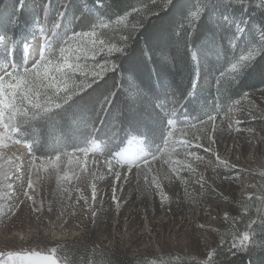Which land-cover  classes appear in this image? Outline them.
Returning <instances> with one entry per match:
<instances>
[{
	"label": "rangeland",
	"instance_id": "374dc122",
	"mask_svg": "<svg viewBox=\"0 0 264 264\" xmlns=\"http://www.w3.org/2000/svg\"><path fill=\"white\" fill-rule=\"evenodd\" d=\"M46 21L30 40L22 42L20 54L14 51L13 55L11 46L9 53L0 46V66L7 67L8 60L23 66L37 46L46 55L58 56L70 33L64 21H57L55 28L47 24L49 15ZM101 21L95 23L96 32L105 40ZM111 25L115 23L107 28ZM88 55L82 63L91 65ZM229 68L230 64L228 72ZM204 133L215 138L214 153L206 151ZM20 134L0 141V259H7L8 252L52 253L55 248L54 256L61 264H72L58 252L67 241L82 242L92 254L107 249L117 260L181 254L207 259L216 237L231 226L229 219L244 212V203L253 192L264 190V84L230 102L205 132L198 129L190 144L183 145H197V151L168 152L157 155L155 161L149 155L148 164L141 161L145 175L137 176L135 168L117 167L122 173L117 180L105 163L111 156L104 155L98 140L76 150L55 146L49 153L44 148L41 152L53 156L38 157L27 142H18ZM129 148L148 154L154 151L143 137L129 135L113 154ZM219 161L232 167H219ZM153 178L160 183L159 191L150 183ZM29 181L32 189L27 188ZM22 200L27 206L20 204Z\"/></svg>",
	"mask_w": 264,
	"mask_h": 264
},
{
	"label": "trees",
	"instance_id": "16d2710c",
	"mask_svg": "<svg viewBox=\"0 0 264 264\" xmlns=\"http://www.w3.org/2000/svg\"><path fill=\"white\" fill-rule=\"evenodd\" d=\"M255 2L256 0L247 5L233 3L226 7L210 5L203 14L208 0H177L176 7L162 12L158 17H152L141 29L138 37L151 38L153 44L160 42L163 37L170 47L181 16L186 15L188 11L196 12L200 7L197 17L190 20L186 18L183 24L177 27L172 51L160 57L170 65L174 63L175 57L176 71L165 69L159 64H149L141 55V41L140 44L134 45V48L140 61L138 82L146 95L141 94L137 98V91L133 87L131 94L119 96L118 106L110 109L111 115L105 112L96 118L94 114L99 100L113 88L114 80L108 79L106 84L101 82L94 90L90 89L84 96L74 97L61 109L25 128L19 140L27 142L38 157L53 156L49 153H53L55 146H64L70 150L89 148L92 140L100 141L103 153L107 155L108 152L113 153L120 148L129 135L143 137L145 145L160 156L168 152L176 154L178 150L197 151V145L183 148L181 142H187L186 145H189L198 129L202 128V132L207 130L209 115L215 116L216 121L225 113L230 102L242 93L264 84V54L252 62L238 79L234 80L232 74L226 70L230 62H234V56L238 57L253 43L259 45L261 41L264 11L256 7ZM18 3L19 0H0V34L7 31L9 39L15 40V45L11 46L12 53L18 51L20 54L22 42L35 35V29L42 27L48 15L50 21L47 24L54 26L57 21H64L68 33L71 34L73 31L90 29V25L98 20L108 23L126 12L130 13L125 23L111 25L103 31L107 34L104 35L107 43H116L125 24L129 28L135 24L138 16L143 15V10L150 7L151 0H102L105 5L103 7L98 6L96 0H24L21 10ZM134 8L140 9L141 12H133ZM60 11L64 12L63 17L57 16ZM14 15V23L10 25L8 22ZM225 15L231 19L226 25H222V17ZM16 17L19 18L18 21ZM236 25L243 27L244 31L239 35L235 48H232L228 41L234 35ZM184 29H187V32ZM223 46L225 50H228V47L230 49L227 61L222 55ZM193 55L195 60L192 59ZM19 56L21 58V55ZM96 59L103 62L99 55ZM121 63L124 64L123 60ZM126 67L124 64V68ZM153 68L156 69L155 72ZM206 72L208 74H205ZM122 75L124 74H116L117 88L114 91L124 88L128 92L129 85L121 83ZM198 75L200 79L197 90L190 89L192 95H186V88L191 79ZM202 75L205 77L203 84L200 83ZM211 78L213 82H210ZM157 80H161L164 86L156 88ZM72 115L93 117L87 124L78 120L68 122L69 116ZM168 118L175 121L171 127L167 124ZM168 132L173 135L167 136ZM165 139L169 142L167 145L164 143ZM44 148H49L50 152H41ZM173 148L175 149L172 150ZM158 149L160 151H157ZM244 205V212L231 217L229 229L216 237L211 248L213 256L207 259L181 254L178 257L117 260L107 249H101L100 255L92 254L85 244L73 241L65 242L66 246L62 250L58 249V252L72 264H205L209 259L210 264H264V249L258 246L249 255L234 256L229 251L238 233H253L257 245L264 235V226L261 223V218L264 217V190L253 192ZM249 224H252L251 228L248 227Z\"/></svg>",
	"mask_w": 264,
	"mask_h": 264
},
{
	"label": "snow or ice",
	"instance_id": "6c2138e0",
	"mask_svg": "<svg viewBox=\"0 0 264 264\" xmlns=\"http://www.w3.org/2000/svg\"><path fill=\"white\" fill-rule=\"evenodd\" d=\"M254 0H208L205 10L210 5H216L220 7H226L230 4L247 5L253 4ZM98 6H105L102 4V0H96ZM152 7H146L143 10V15H139L137 22L130 28L125 24V28L122 30L119 41L116 43H107L105 40L100 39L96 32V24L90 25V31H73L64 40V45L59 48L58 56L46 55L45 51L37 46L34 49L35 55H30L32 58L21 65H17L12 60L6 62L7 67L0 66V141L5 138L18 137L20 132L24 130L22 126H26L30 121L35 120L38 117L45 118L49 114L62 108L76 96H84L90 89H95L101 82L107 83L108 79H113V88L106 94H103L102 99L99 100L97 105V111L94 117L99 118L103 113L108 112L111 115L110 109L118 106L117 101L120 95H127L128 92L124 88H120L118 91H114L117 88L115 77L117 73H122L121 83L128 84L129 88L135 87L137 91V98L141 94H145L143 88L138 82L140 75V61L137 58L134 45H138L143 41L141 48V55L149 64H159L165 69H172L176 71L175 57H173L174 63L168 64L164 62L160 57L165 53H170L173 49L176 39V30L178 26H181L184 20L187 18L190 20L192 17H197L200 10L196 12H189L186 15L181 16L175 29V39L171 41V46H168V42L163 37L160 38V42L153 44L151 38L138 37L140 36L141 29L152 17H158L162 12H167L170 8L177 6V0H151ZM255 6L264 11V0H256ZM19 9H23L24 0H19ZM47 10V6H45ZM83 11V7H82ZM133 12L140 13V9H133ZM64 12H57L58 17H63ZM130 13H124L116 18V20L105 23L100 22V27L107 28L109 24L115 23L117 25L125 23ZM15 15L10 18L9 24L14 23ZM18 17L16 20L18 21ZM201 19V18H200ZM231 18L227 15L222 17V25H226ZM54 25L53 27H57ZM187 32V29H184ZM244 31V28L240 25L236 26L235 33L228 41V44L235 48L239 35ZM0 42L3 44V49L9 53L10 46L15 45V40H10L8 32H2L0 34ZM45 44L48 43V37L44 36ZM228 50H225L223 46L222 55L227 61ZM89 53H91L92 63H82L89 59ZM261 54H264V29L261 30V41L259 45L255 43L251 47L247 48V51L240 54L238 57H233L234 62H230L229 72L232 74L233 79H238L247 68L254 62ZM100 56V60L96 59ZM38 56V58H36ZM126 57V59H125ZM196 59L195 55L192 57ZM127 65L124 68V64ZM123 68V72H122ZM202 67L199 68L201 74ZM156 69L153 68V72ZM220 75H223L221 72ZM200 75L195 79H191L190 84L186 88V95L191 96L190 89H196L199 83ZM163 82L157 80L155 82L156 88H161ZM246 95V94H245ZM239 103V101H237ZM93 117V116H92ZM92 117L86 116H69L68 122L79 121L87 124ZM216 117L209 115L207 117L208 122L215 121ZM168 126H173L175 121L173 119L167 120ZM172 132H168L167 136L171 137ZM204 139L207 141L208 147L206 151L215 152L212 145L216 142L215 138L204 133ZM18 142H22L19 141ZM165 145L169 142L167 139L164 141ZM182 146L187 142H181ZM93 147L97 145L93 144ZM87 151V150H85ZM157 151H160L158 149ZM166 151V149H165ZM111 156V160L106 159L107 164L112 175L117 180L122 178V173L117 171V167H124L128 171L133 168L136 169L137 176L145 175L144 168L141 165V161L144 164H148V156L151 155L152 160L157 159L156 153L148 154L142 149L135 150L132 148L116 153H107ZM59 159V157H57ZM115 161V164L112 163ZM219 167H232L225 161H219ZM150 167V165H148ZM127 179V177H123ZM200 181H204V177L201 176ZM155 185L157 191L160 190V183L155 178L150 181ZM23 188V184H21ZM28 189H32V183L29 181L27 185ZM24 195L28 200H32L31 195L27 191ZM93 199H95V190H93ZM115 189H113V200L115 201ZM21 205L27 206V201H20ZM35 204V201H33ZM11 210V209H10ZM19 210H23L22 208ZM39 211L40 209H35ZM95 211H92V216L95 217ZM262 226H264V217L261 218ZM249 228L252 224H249ZM264 249V235L260 238V243L257 245L255 236L249 231L243 232V234H237L236 238L232 241L229 251L235 255H249L255 249V247ZM53 255H42L39 251L30 252H8L7 259H0V264H58V261L54 258L56 249L51 250ZM2 255V254H0ZM209 257L213 256L212 252L208 253ZM211 259L207 260L205 264H210Z\"/></svg>",
	"mask_w": 264,
	"mask_h": 264
},
{
	"label": "water",
	"instance_id": "95a60500",
	"mask_svg": "<svg viewBox=\"0 0 264 264\" xmlns=\"http://www.w3.org/2000/svg\"><path fill=\"white\" fill-rule=\"evenodd\" d=\"M34 251V250H33ZM30 252V251H28ZM42 255H53L52 253H47V252H40ZM54 258L58 261V259L54 256ZM58 264H61L59 261H58Z\"/></svg>",
	"mask_w": 264,
	"mask_h": 264
},
{
	"label": "bare ground",
	"instance_id": "6f19581e",
	"mask_svg": "<svg viewBox=\"0 0 264 264\" xmlns=\"http://www.w3.org/2000/svg\"><path fill=\"white\" fill-rule=\"evenodd\" d=\"M0 46H2L3 47V44L0 42Z\"/></svg>",
	"mask_w": 264,
	"mask_h": 264
}]
</instances>
